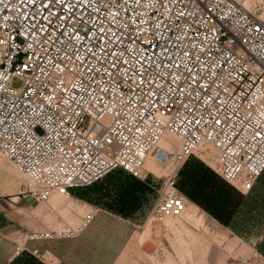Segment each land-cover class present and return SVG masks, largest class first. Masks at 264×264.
Wrapping results in <instances>:
<instances>
[{"label":"snow or ice","instance_id":"obj_1","mask_svg":"<svg viewBox=\"0 0 264 264\" xmlns=\"http://www.w3.org/2000/svg\"><path fill=\"white\" fill-rule=\"evenodd\" d=\"M225 6L0 0V158L89 183L115 166L131 171L169 132L198 153L184 167L209 185L208 160L229 178L264 173V15L237 21L260 38L237 52L209 38L208 18Z\"/></svg>","mask_w":264,"mask_h":264},{"label":"rangeland","instance_id":"obj_2","mask_svg":"<svg viewBox=\"0 0 264 264\" xmlns=\"http://www.w3.org/2000/svg\"><path fill=\"white\" fill-rule=\"evenodd\" d=\"M247 1L250 9L264 15V0ZM190 158L178 168L177 177L183 184L187 206L196 207L197 217H201L199 222L177 227L173 222L174 226L151 219L156 191L162 181L163 172L159 169L158 174L146 173L143 180L112 171L91 186L71 190L66 200L57 202L62 208L53 210L50 204L46 205L48 208L41 205L42 215L36 210L34 215L38 218L25 220L40 223L44 219L50 221L51 217L61 228H67L77 225L89 207L99 210L92 223L98 229L92 236L86 235L90 225L76 238L46 244L54 264H219L222 258L221 264H264V173L252 191L241 194L206 165L217 177L211 185L206 183L202 171L186 170L184 165ZM0 169V209L8 215L18 206L35 207L19 194L23 181L4 172L14 175L3 158ZM8 189L10 192H5ZM15 197L16 203H11ZM43 224L49 227L46 222ZM145 226L148 232L144 231ZM23 234L31 232L24 230ZM230 243L237 245L227 253L223 248ZM28 264L41 263L29 260Z\"/></svg>","mask_w":264,"mask_h":264},{"label":"built area","instance_id":"obj_3","mask_svg":"<svg viewBox=\"0 0 264 264\" xmlns=\"http://www.w3.org/2000/svg\"><path fill=\"white\" fill-rule=\"evenodd\" d=\"M202 2H206V0H202ZM223 12L225 15H221L219 10H215V19H212L211 17L208 18L209 26H215L213 35L209 37L210 39L214 37L215 46L227 49L236 45V51L240 52V45H243V47L252 48L253 51H255L253 48V41H259V36L254 33H248L245 29H241L237 24V21H239L240 24H243L245 20L251 21L254 14H256L257 17L259 16L258 11L256 9H250L249 7H243L240 0H231V11H229V8L225 6ZM250 35L251 40H249ZM40 126L42 130L47 133V128L43 125ZM166 135L171 136L169 132H164L159 141L150 147H145V154L143 157H137L134 161H132L131 171H129L128 167L119 165L115 166L104 175L106 176L108 173L120 169L135 179L143 180L145 174H149V172L144 169V165L147 160L160 165L163 171L162 181L156 191V198L151 210V217L154 221L161 223L165 219L182 220V215L184 214L187 205V199L178 186V168H180V166L191 156L199 158L198 153H191L190 155L188 151H184L181 141L175 140V142H171L165 138ZM182 154L183 161H180ZM3 159L23 176V184L21 186L20 194L23 197H28L33 200L36 204H48V201L53 196H62L67 198L71 190L88 187L104 177L102 176L89 183H70L58 178L62 175V173H57L56 171L41 173L38 168H34L33 172L29 174L22 171L15 163L6 157ZM178 161L180 162L178 163ZM205 165L212 170L220 178V180L232 186L241 194H246L251 191L256 180L262 174L261 173L258 176L246 175L244 170L241 169L240 173L236 174L234 178H229L221 175V172L212 165L211 160H208ZM249 183L252 187L245 188V185ZM61 188L63 191H61ZM177 201H179V207L177 206ZM98 213L99 210L97 208L89 207L79 217V222L74 227H62V229L58 231L23 235L21 244L24 245L28 241L41 239H68L76 237L92 223ZM31 254L37 255V251L33 250Z\"/></svg>","mask_w":264,"mask_h":264},{"label":"crops","instance_id":"obj_4","mask_svg":"<svg viewBox=\"0 0 264 264\" xmlns=\"http://www.w3.org/2000/svg\"><path fill=\"white\" fill-rule=\"evenodd\" d=\"M4 172L8 173L10 176L16 177L20 181H23L21 178H19L16 175L10 174L8 171H4ZM10 189L6 190L5 192L9 193ZM23 198L26 201H30L32 204L36 206L35 207L30 205L18 206L15 207V210H13L12 212L10 211L8 215L2 208L0 209V264H28L29 260H37L41 264H54L53 257L48 251L46 244L48 242L61 241L64 239H47V240L41 239L36 241H28L24 245L21 244V240H22V236L25 235L23 234L24 230H28V232L31 233L55 231L61 228L60 224H58V222H54V219H52L51 217H49L50 221H47L45 219L43 220L42 217H39L43 220L40 223L39 222L31 223L28 220H25L28 218L30 221H32L31 219L38 218V216L34 215V212L36 210H39L40 214L42 215L44 213V210L40 208L41 204H36L33 200L29 199L28 197H23ZM17 199H18L17 197L12 198L10 202L16 203ZM43 207L48 208L46 204H44ZM98 216L99 213L96 215L95 219H97ZM18 217H23V218L22 220L20 219L18 220ZM95 219L92 221V223L95 221ZM44 222L49 224L48 225L49 227H46L45 224H43ZM92 223L90 224L91 228L88 233L89 235L86 234L87 236H92L94 231H97L98 229V225L95 224L94 226H92ZM90 225L80 235H82L90 227ZM73 238H68V239H73ZM235 246H233L231 250ZM33 250L37 251V255L31 254Z\"/></svg>","mask_w":264,"mask_h":264},{"label":"bare ground","instance_id":"obj_5","mask_svg":"<svg viewBox=\"0 0 264 264\" xmlns=\"http://www.w3.org/2000/svg\"><path fill=\"white\" fill-rule=\"evenodd\" d=\"M247 5V6H246ZM243 7H245V8H248L249 7V3H248V1L246 0V2H244L243 3ZM165 138L167 139V140H169V141H171V142H175V140L172 138V136H170V135H166L165 136ZM1 159L2 158H0V161H1ZM10 167L12 168V170H13V174L14 175H16V176H18L19 178H21V179H23V176L21 175V174H19L11 165H10ZM144 169L146 170V171H148L149 173H154V174H158L159 172H158V169L161 171L162 170V168L160 167V165H158V164H156V163H153L152 161H150V160H147L146 161V163H145V165H144ZM163 172V171H162ZM67 198H64V197H62V196H53L49 201H48V204H50V208L51 209H53V210H55V209H60V208H62L63 206H61V207H59V206H57V202L58 201H60V200H66ZM41 205H44V204H41ZM47 205V204H46ZM67 207V206H66ZM82 210V209H81ZM80 210V212L81 213H83V210L81 211ZM152 219V218H151ZM153 220V219H152ZM201 220V217L199 216V217H197V209H196V207H194V206H191V205H189V206H187L186 205V209H185V212H184V214L182 215V220H174V219H165V220H163V224H169V225H172V226H174L173 224H172V222L173 223H175L176 224V226L177 227H184V223H186V224H190V223H194V222H199ZM148 226H145V228H144V231L145 232H148V228H147ZM58 230H60V229H57V230H55V231H58ZM232 246H233V244L232 243H230V244H228V245H226V246H224V248H223V250L225 251V252H227V253H230L231 252V248H232ZM226 257H227V255H226ZM222 260H223V258L222 259H220L219 260V264H221V263H223L222 262ZM224 261V260H223Z\"/></svg>","mask_w":264,"mask_h":264},{"label":"trees","instance_id":"obj_6","mask_svg":"<svg viewBox=\"0 0 264 264\" xmlns=\"http://www.w3.org/2000/svg\"><path fill=\"white\" fill-rule=\"evenodd\" d=\"M114 171H122V170H120V169H117V170H114ZM122 172H124V171H122ZM124 173H126V172H124ZM109 174V173H108ZM127 174V173H126ZM263 174V173H262ZM261 174V175H262ZM131 179H135V178H133L131 175H129V174H127ZM101 180V179H100ZM98 182V181H97ZM96 183V182H95ZM95 183H93V184H95ZM92 184V185H93ZM91 186V185H90ZM254 187V186H253ZM77 189H80V188H77ZM179 189H180V191L182 192V189H183V184L179 181ZM253 189V188H252ZM252 189H251V191H252ZM73 190H75V189H73ZM250 192V191H249ZM183 193V192H182ZM184 194V193H183ZM184 196H185V194H184ZM186 197V196H185Z\"/></svg>","mask_w":264,"mask_h":264},{"label":"water","instance_id":"obj_7","mask_svg":"<svg viewBox=\"0 0 264 264\" xmlns=\"http://www.w3.org/2000/svg\"><path fill=\"white\" fill-rule=\"evenodd\" d=\"M178 186H179V184H178Z\"/></svg>","mask_w":264,"mask_h":264}]
</instances>
